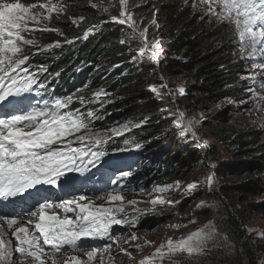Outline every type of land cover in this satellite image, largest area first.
<instances>
[{"label":"snow or ice","instance_id":"6c2138e0","mask_svg":"<svg viewBox=\"0 0 264 264\" xmlns=\"http://www.w3.org/2000/svg\"><path fill=\"white\" fill-rule=\"evenodd\" d=\"M200 2L209 5L206 9L209 15L218 21L234 25V35L241 57L252 61L259 60L258 66L264 69V0H200ZM119 4L121 5L119 17H111L112 21L131 28L130 38L139 40L142 45L138 49V55L133 59L147 56L149 61L159 63L161 54L153 50L158 47L159 41L149 42L147 28L144 30L137 28L136 21L126 10L127 0H119ZM98 6L104 12L108 11V8L102 5L92 4L94 8ZM111 6L113 5H109ZM64 10L65 6L60 0L23 2L0 0V103L8 101L10 97H20L33 91V85L37 84V80L34 76L27 75V67L22 66L29 60L24 50L25 46H35L36 41L27 38L25 34L37 30L59 33V29L44 26L42 22L50 21L54 13L59 16ZM83 19L84 17L79 18ZM73 23L77 21L74 20ZM67 42L72 43V40ZM55 46H59V43L57 42ZM46 47L51 48L53 45ZM258 83L264 89V80ZM39 87L44 85L39 84ZM151 91L159 99H163L165 95L171 96L175 103L174 90L168 88L166 82L159 87L151 86ZM177 91L184 93L183 89ZM248 91L255 90L249 88ZM95 95L99 96L100 93ZM79 99L81 103L84 102L83 98ZM258 99L264 101V97ZM71 102V96L55 98L51 104L45 101L42 108L34 107L20 114L0 117V198L22 195L39 185L59 187L61 179L68 173H82L87 170L88 165L95 166L105 155L103 151H94L93 148L105 143L110 135L118 134L119 130H94L91 127L94 112L66 110ZM161 111L169 110L162 108ZM169 115L175 116L173 123L175 127L180 128L181 136L190 133L193 139H199L194 126L200 121L186 118L184 112L179 109L176 113L169 112ZM74 143L87 146L73 147ZM130 175V172H122L120 178L125 179ZM205 182L211 189L214 183L213 175L207 176ZM112 183L118 184L119 187L98 197L106 201V204L97 205L86 195L60 199L58 203L48 199L39 202L35 210L27 213L29 219L20 223L12 232L15 245L12 240L6 238L5 225L0 224V264H69L67 249L84 252L87 257L86 260H82L79 256H72L70 259L74 264H113L115 257L110 254L105 257V253L109 252L113 244L118 245L122 239L121 234L113 232V226L132 223L127 218L125 203L135 205L137 202L135 200L126 202L124 195L121 194L124 185L117 180H113ZM179 186L180 182L177 181L175 185L156 186L154 191L164 193L173 187L178 189ZM196 187L197 182L190 183L185 191L191 194ZM140 190L143 191V188ZM150 202L153 205L174 203L160 196ZM213 206L208 201H201L197 208ZM20 219L16 216H0V220L6 221L7 229H13ZM195 222V218L189 221ZM182 226L184 225H170L176 229ZM88 239H104L111 243L94 247L88 245ZM138 239L135 233H131L129 240H125L124 243ZM210 242L215 246L229 249L233 247L227 234L221 233L215 223L209 221L183 238L177 240L168 238L140 264H157L165 257L171 258L177 254H186L189 257L203 255L208 250ZM150 243L148 241L138 243L135 244V248L142 251L143 247ZM86 247H90V250L85 252ZM120 251L131 258L132 253L127 249L120 248ZM14 254L17 255L15 260Z\"/></svg>","mask_w":264,"mask_h":264},{"label":"rangeland","instance_id":"374dc122","mask_svg":"<svg viewBox=\"0 0 264 264\" xmlns=\"http://www.w3.org/2000/svg\"><path fill=\"white\" fill-rule=\"evenodd\" d=\"M155 1L167 2L168 0ZM9 2H13V0H9ZM169 2L171 4L181 3L192 16L193 21L201 23L203 27L208 28L214 25L226 31L227 38L231 41V47L236 51L242 64L239 79L244 90L243 93L237 98L226 99L217 105L197 107L181 100L184 93L181 94L177 90L185 89L183 82L171 80L172 84L170 83L169 85L164 80L163 83L166 82L168 88L174 90V96L177 95L178 97L177 99L174 97L175 103H173V97L171 96L165 95L163 99H159L151 91V87L147 88L148 92L160 104L159 110L147 119L139 120L130 116L121 118L114 124H106L105 122L99 124L103 118L102 114H95L91 118V127L94 130H119L118 134L110 135L105 143L93 148L94 151H103L105 153L95 166L88 165L87 170L82 173H68L66 177L61 179L59 187L39 185L37 188L31 189L22 195L8 197L7 199L0 198V216H8L3 213L4 211L10 216L17 214L23 218L21 222L13 226V229H7L5 226V230L7 229L6 238L12 240L13 245H15V238L12 236V232L15 227L29 219L24 213L35 210L39 202L48 199L58 203L60 199H71L74 196L86 195L92 198L97 205L106 204V201L98 197L119 187L118 184L112 183L113 180L119 181L124 187L130 184L133 188L137 187L133 190L124 189L123 187L121 192L126 202L135 200L137 203L135 205L125 203L127 218L132 223L113 226V232L122 235L118 245L113 244L109 252L105 253V257L109 254L115 257L113 264H140L146 257L151 256L159 245L166 242L168 238L174 240L183 238L209 221H213L221 232L217 221L223 218L225 206L229 205V199L232 200L236 209L240 212L252 236L264 240V213H256L249 205L253 202L263 201L264 192L260 195L229 193L226 200H224L226 202L225 206L222 203L224 196L222 195L223 187H232V185L246 180H256L260 183L262 180L264 181V172L261 173L257 169L254 170V163L257 161L255 155L238 151L236 144L232 142L237 134L250 130L257 133L258 138L264 142V111H261V109H264V101L258 99V97H264V89L258 83L264 80V69L258 66L259 60L252 61L241 57L238 41L234 35V25L218 21L214 16L209 15L206 12L209 5L201 3L200 0H169ZM60 3L62 2L60 1ZM54 15L55 13L52 17ZM152 21H155L154 18L149 22V33L153 27L157 28V23H152ZM156 32L157 29L152 34L155 36L153 41H159V45L156 48L158 49L162 46L163 39L159 35L160 33ZM49 34H53V32L32 31L26 33L27 38L36 41V45L25 46V53L31 56L46 49V46L50 45L47 43ZM28 62L29 60L22 67H27ZM163 68L165 70L166 66L164 65ZM161 84L157 82L153 86L159 87ZM249 88L255 91L250 92L248 91ZM179 101H181V105H179ZM44 103L45 101H38V97L35 94V85H33L32 92L25 93L20 97H10L8 101L0 103V117L9 114H20L25 110L30 111L34 107L42 108ZM48 103L51 104L50 102ZM162 108H167L169 111L162 112ZM177 109L183 111L186 118L200 121L194 126L199 139H193L190 133L186 136L180 135V128L175 127L173 123L175 116L169 115V112L176 113ZM66 110L71 109L68 108ZM222 110H227L229 113L230 120L227 123L218 122L214 118ZM151 124L155 125L147 127ZM192 141L203 149L204 156L198 158L187 169L172 167L174 146L176 145L183 149V155H185L187 151L194 149L195 145H192ZM137 144L140 146L136 147ZM86 146L87 144H73V147ZM154 159L163 175L159 176L158 180L153 181L152 184L147 185V179L142 176L144 168L142 166H145L144 164H148V162V165L154 163L150 162ZM237 161H246L250 170L241 176L231 173L228 165ZM122 172H130V176L133 175V177L131 180H120ZM209 175L214 177L211 189L205 182L206 177ZM177 181L180 182L178 189L173 187L164 193L154 191L156 186L175 185ZM193 182H197V187L191 194H188L185 191L187 185ZM141 188H143V191L140 190ZM157 196L166 201L171 200L174 203L153 205L150 201ZM201 201H208L214 206L198 209L197 205ZM13 208L18 212L13 210ZM193 218H195L196 222L189 223ZM175 224L184 226L178 229L170 227V225ZM131 233H135L139 239L124 243L125 240H129ZM145 241L151 243L145 245L142 251H138L135 248V244L144 243ZM106 243L111 242L104 239H88L89 246L100 247ZM120 248H125L131 252V258L121 252ZM88 250H90V247L85 248V252ZM225 250L226 247L215 246L210 242L208 250L203 255L189 257L186 254H177L171 256V258L165 257L162 261H158L157 264H209V258L212 260L216 253H221ZM66 255L69 258V264H74L70 259L72 256H79L82 260L87 259L84 252H76L71 249H67ZM16 258L17 255L14 254L13 259L15 260ZM243 262L248 264L245 257H243ZM263 262L264 255L261 257L259 264Z\"/></svg>","mask_w":264,"mask_h":264},{"label":"trees","instance_id":"16d2710c","mask_svg":"<svg viewBox=\"0 0 264 264\" xmlns=\"http://www.w3.org/2000/svg\"><path fill=\"white\" fill-rule=\"evenodd\" d=\"M60 1L65 6L64 12L59 16L55 14L50 21L42 22L44 26L59 29V33L50 31L53 34L48 36L47 43L53 47L29 56L27 64L29 76L37 80L35 94L38 101L53 103L55 98L71 96L72 102L68 108L80 109L85 113L88 110L94 114L101 113L103 118L99 124H108L113 116L120 119L133 116L141 120L155 114L160 104L147 88L164 80L169 85L172 84L171 80L183 82L185 89L181 100L197 107L217 105L226 99L237 98L244 91L239 79L242 64L231 47L226 31L214 25L205 28L193 21L181 3L127 0V12L132 15L139 30L147 28L148 41L153 42L155 36L152 33L156 29L163 39L162 46L154 49L161 54L157 66L147 56L138 61L132 59L138 55L142 45L139 40L130 38L131 28L112 21L111 17H119L120 14L119 0ZM92 4L102 5L108 11L104 12L99 6L94 8ZM80 17L84 19L79 20ZM153 18L157 28L153 27L149 33V22ZM74 20L77 23H73ZM67 40H72V43ZM57 42L59 46H55ZM39 84L44 87H39ZM95 93L100 95L96 96ZM174 97L177 99L178 96ZM79 98H83L84 102L81 103ZM214 118L222 123L230 120L227 110L219 111ZM232 142L238 151L254 154L257 160L254 170L264 172V142L257 133L253 130L239 133ZM191 143L195 145L194 149L185 155L183 149L174 146L172 167L187 169L204 156L203 149L194 141ZM155 161L142 166V176L147 179V185L163 175ZM228 166L231 173L238 176L250 170L246 161L233 162ZM132 177L125 179L131 180ZM263 185V180L261 183L246 180L232 187H223L222 203L225 206L224 200L229 193L260 195L264 192ZM135 188L131 184L124 187L130 190ZM228 204L217 225L222 233L227 234L233 247L230 251L226 247L224 252L216 253L212 260L209 258V264H244L243 257L248 264H259L264 255V240L252 236L232 200L229 199ZM249 205L256 213H264V200Z\"/></svg>","mask_w":264,"mask_h":264},{"label":"bare ground","instance_id":"6f19581e","mask_svg":"<svg viewBox=\"0 0 264 264\" xmlns=\"http://www.w3.org/2000/svg\"><path fill=\"white\" fill-rule=\"evenodd\" d=\"M133 60H137V59H133ZM12 210V209H11ZM13 210H15L16 211V209L15 208H13ZM16 212H18V211H16ZM3 213L4 214H6V215H8V216H10V214H7V213H5L4 211H3ZM11 213V212H10ZM24 214H26L25 216H28L27 215V213H24ZM12 216H16V217H19V215H17V214H13ZM21 218V217H20ZM21 219H23V218H21ZM20 219V221L19 222H21L22 220ZM0 224H3V225H5L6 226V221H3V220H0ZM7 230V229H6ZM192 232V231H191ZM190 232V233H191Z\"/></svg>","mask_w":264,"mask_h":264},{"label":"water","instance_id":"95a60500","mask_svg":"<svg viewBox=\"0 0 264 264\" xmlns=\"http://www.w3.org/2000/svg\"><path fill=\"white\" fill-rule=\"evenodd\" d=\"M119 119H120V118L113 116V117H111V118L109 119V123H110V124H114V123H116Z\"/></svg>","mask_w":264,"mask_h":264},{"label":"clouds","instance_id":"9594fccd","mask_svg":"<svg viewBox=\"0 0 264 264\" xmlns=\"http://www.w3.org/2000/svg\"><path fill=\"white\" fill-rule=\"evenodd\" d=\"M132 59H133V58H132ZM132 59H131V60H132ZM138 59H139V58H137V60H136V61H138ZM131 60H130V61H131ZM136 61H134V62H136ZM134 62H132V63H134ZM155 63H156V62H155ZM156 64H157V63H156ZM157 66H158V64H157Z\"/></svg>","mask_w":264,"mask_h":264}]
</instances>
